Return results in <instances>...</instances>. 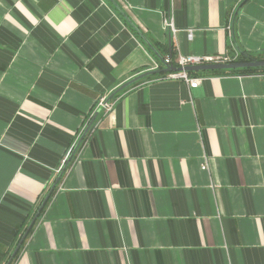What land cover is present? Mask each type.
Instances as JSON below:
<instances>
[{"label":"crops","instance_id":"1","mask_svg":"<svg viewBox=\"0 0 264 264\" xmlns=\"http://www.w3.org/2000/svg\"><path fill=\"white\" fill-rule=\"evenodd\" d=\"M167 6L0 0V264L112 93L11 264H264V73L116 91L170 52L264 53V0H173L174 32Z\"/></svg>","mask_w":264,"mask_h":264},{"label":"built area","instance_id":"2","mask_svg":"<svg viewBox=\"0 0 264 264\" xmlns=\"http://www.w3.org/2000/svg\"><path fill=\"white\" fill-rule=\"evenodd\" d=\"M172 5H173V0H168V9H167V15L163 19V25L167 28H170L172 32H174L176 29L173 26L172 22V17H171V11H172ZM191 30L188 31V37L191 38ZM234 58V57H232ZM232 58H230L226 54H204V55H197V54H178L175 59L171 58L169 55H166L163 60L162 64L165 66H175V67H181L184 68L185 66L189 65H200V64H212V63H225V62H231ZM162 68L160 65L155 64V66L152 69H159ZM151 70V69H150ZM182 79L187 83V85L190 88H195L199 85V82L201 78L199 77H191L189 76L188 72L184 69L180 71H171V72H166V74L159 78V79ZM113 103L110 101L108 98L107 94H102L100 95L97 100L95 101L93 105V109L91 110V113L89 114L87 121L85 125L82 127V130L85 128L91 117L95 114L97 115L98 113H102L105 115L111 108H112ZM69 149V151L66 153L65 157L62 159L61 166L57 169V172L60 171L62 166L64 165L67 157L69 156L73 146ZM201 169H206L205 165L201 166Z\"/></svg>","mask_w":264,"mask_h":264},{"label":"water","instance_id":"3","mask_svg":"<svg viewBox=\"0 0 264 264\" xmlns=\"http://www.w3.org/2000/svg\"><path fill=\"white\" fill-rule=\"evenodd\" d=\"M242 67H264V59H250L248 61H232V62H225V63H212V64L189 65V66H185L184 68L175 67V66L169 65V66H165L163 68L151 69V70H147V71L138 73L137 75H134L133 77H131L130 79H128L127 81H125L124 83H122L121 85H119V87H117L116 91H119V90L125 88L126 86L134 83L135 81H137V80H139V79H141L143 77H146L148 75H153V74L161 73V72L180 71L182 69H184L186 71H191V70L232 69V68H242ZM113 94L114 93H112V95ZM95 117H96V115L94 114L91 117V119L89 120V122L87 123V125L85 126V128L82 131V133L79 136V138L77 139V141H76L75 145L73 146V148H72L69 156L67 157L64 165L60 169L58 175L54 179V181H53L52 185L50 186L49 190L47 191V193L43 197L42 201L40 202L37 210L35 211L33 217L31 218V220H30L29 224L27 225L26 229L23 231V233L20 236L19 240L17 241V243H16L13 251L9 255V257H8L7 261L5 262V264H10L11 263L14 255L16 253V251L18 250V248L20 247L21 243L25 239L29 228L32 226V224L34 223V221L37 218L38 214L40 213V210L44 206L46 200L48 199V197L50 196V194H51L52 190L54 189L55 185L57 184V182L59 181L60 177L62 176V174H63L64 170L66 169V167H67V165H68L71 157L73 156V154L77 150L79 144L81 143L83 137L86 135V133H87L88 129L90 128L91 124L93 123Z\"/></svg>","mask_w":264,"mask_h":264},{"label":"trees","instance_id":"4","mask_svg":"<svg viewBox=\"0 0 264 264\" xmlns=\"http://www.w3.org/2000/svg\"><path fill=\"white\" fill-rule=\"evenodd\" d=\"M157 46L158 47V44L157 43H153L152 44H149L150 48L154 49L155 52L156 51V48L154 47ZM158 54V52H157ZM228 55L230 56V58H232V61H248L250 59H264V53H251V52H248V51H245V50H239V53L236 54H233L231 50H229L228 52ZM169 56L172 58L173 57V52H170L169 53ZM231 61V62H232ZM213 71L214 73H223V74H231V73H239V74H252V73H264V67H242V68H232V69H217V70H211ZM188 73H192L193 71H187ZM166 74V72H161V73H157V74H153V75H148L146 77H143L137 81H135L134 83L130 84L129 86H136V85H139L141 84L142 82H145V81H148L150 79H155V78H161L163 77L164 75ZM116 94H114L113 96H115ZM109 96V95H108ZM112 96V97H113ZM111 97V95H110ZM57 185V184H56ZM55 185V187H56ZM55 187L54 189L52 190L50 196L48 197V199L46 200L43 208L41 209L40 213L43 211L45 205L48 203L49 199L51 198L54 190H55ZM40 215V214H39ZM38 218V217H37ZM37 218L35 219L34 223L36 222ZM30 220V219H29ZM29 220L27 219V221H25V226H24V229L25 227L27 226ZM34 223L32 224V226L29 228L28 232H27V235L26 237L29 235V233L31 232L32 228H33V225ZM23 229V230H24ZM25 237V238H26ZM25 240V239H24ZM23 240V241H24ZM23 242L21 243L20 247L18 248V250L16 251L12 261L16 258L17 256V253L18 251L20 250L21 246H22ZM11 261V263H12ZM10 263V264H11Z\"/></svg>","mask_w":264,"mask_h":264}]
</instances>
